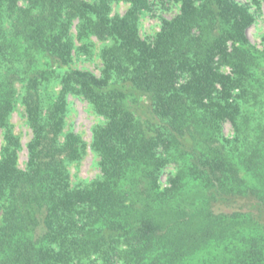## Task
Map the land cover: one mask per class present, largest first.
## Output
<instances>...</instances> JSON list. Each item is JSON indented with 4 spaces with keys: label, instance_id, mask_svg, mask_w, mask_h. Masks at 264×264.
<instances>
[{
    "label": "trees",
    "instance_id": "1",
    "mask_svg": "<svg viewBox=\"0 0 264 264\" xmlns=\"http://www.w3.org/2000/svg\"><path fill=\"white\" fill-rule=\"evenodd\" d=\"M153 1L179 13L148 41L152 0H0V264H264V38L236 0ZM92 38L100 76L75 67ZM71 95L103 119L79 185Z\"/></svg>",
    "mask_w": 264,
    "mask_h": 264
},
{
    "label": "rangeland",
    "instance_id": "2",
    "mask_svg": "<svg viewBox=\"0 0 264 264\" xmlns=\"http://www.w3.org/2000/svg\"><path fill=\"white\" fill-rule=\"evenodd\" d=\"M238 3L249 8L255 18L253 26L248 30V37L252 45L259 50L263 49L264 38V0H236ZM150 10L144 11L140 19L141 36L151 41L160 31L162 21L173 18L179 13V5L173 3L165 8L153 1ZM130 4L124 1L113 3L112 13L123 15L129 8ZM94 47L92 48V56H80L75 67L82 70H89L95 75L100 76L102 61L99 57V51L102 44L95 38H92ZM77 43V46H80ZM229 70H226L228 73ZM69 112L66 116L67 125L65 131H72L77 134L85 143V151L78 161L72 162L68 168L70 171V179L72 185L82 183H90L101 176L99 167L100 158L93 149V130L95 127L103 123V119L98 116L82 97L71 95L68 98ZM13 132L19 138L21 147L18 150V165L21 169H25L28 162V144L33 138V131L27 123L24 108L19 104L11 117ZM225 133H232L230 123L225 124ZM4 142V132L0 129V157L2 145ZM166 180V175L163 177Z\"/></svg>",
    "mask_w": 264,
    "mask_h": 264
}]
</instances>
